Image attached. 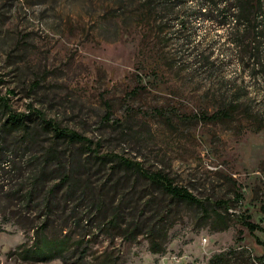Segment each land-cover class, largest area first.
<instances>
[{
	"label": "rangeland",
	"instance_id": "374dc122",
	"mask_svg": "<svg viewBox=\"0 0 264 264\" xmlns=\"http://www.w3.org/2000/svg\"><path fill=\"white\" fill-rule=\"evenodd\" d=\"M142 1L0 0V97L7 106L0 105V264H211L217 254L226 257L215 264H264L256 241H264V230L251 233L243 223L249 217L264 228V120L248 99L234 113V46L223 27L201 17L181 39H201L213 66L182 40L162 35L156 43L166 18H148ZM221 109L230 115L210 118ZM12 113L26 115L28 128L3 127ZM43 120L93 145L56 137ZM107 153L162 171L209 208L227 201L229 226L214 229L215 218L199 207L176 205L160 188L129 179L116 161H101ZM49 190L56 192L46 210ZM139 196L149 208L163 207L158 253L146 230L132 240L106 226L118 205L129 224ZM92 197L105 199L107 209L92 207ZM37 233L65 240L67 252L22 260L19 250Z\"/></svg>",
	"mask_w": 264,
	"mask_h": 264
},
{
	"label": "trees",
	"instance_id": "16d2710c",
	"mask_svg": "<svg viewBox=\"0 0 264 264\" xmlns=\"http://www.w3.org/2000/svg\"><path fill=\"white\" fill-rule=\"evenodd\" d=\"M142 8L147 11L145 14L150 19L161 18L162 20L164 16L166 18L158 25L159 28L156 31L158 41L156 43L162 41L165 36L182 40V45L189 47V50H195L196 55L202 57L203 63L207 66H213L215 62L211 59L212 52L206 53L205 49L198 47L199 43L202 42L201 39L195 38L190 41L186 37L182 39L181 37L184 36L183 34L187 29L189 31L188 26L191 19L197 17L209 19L216 25L223 27L225 29V40L234 46V58L240 65L239 72L234 74V113L242 105H246L248 99V101L256 103L251 108V111H256L264 120V0H192V2H189V0H143ZM161 11L164 13L159 14ZM156 12L159 17L154 15ZM162 35L165 36L162 37ZM160 36L161 38H159ZM210 46L212 47L211 44ZM198 60L201 62V58H198ZM245 75H248L250 81H252L250 87L243 82ZM0 105L7 107L5 99L2 97H0ZM246 110H248V107H246ZM229 115V109H221L213 113L210 118L219 120ZM25 117L26 115L21 113H12L3 124V127L9 130H25L28 128ZM110 117L111 112L108 109L104 118L107 120ZM43 122L47 128L53 130L56 137L64 138L71 143H80L86 147L93 145L90 138L77 131L61 129L49 120H43ZM92 151L95 152V150ZM100 159L104 163L116 161V164L125 169V171L130 172L128 174L129 179L136 176L147 181L150 186L160 188V191L165 196L170 197L171 201L176 205L184 204L199 207L203 214L206 215V218H215L214 222H212L214 229L222 230L229 226L230 217L224 215V213L228 214L229 210L227 201L219 200L213 207L209 208L205 201L199 199L187 188L175 184L169 175L162 171L149 170L142 163L118 154L107 153L101 156ZM32 191L30 190L25 194L24 199L28 202L33 200ZM71 191L69 190L67 194L70 195ZM55 192L56 190H49L43 195L42 203L46 210H51ZM142 199L143 196L135 199V203L131 207L133 210L131 213L132 220H130L129 224L123 226L122 223L126 224L129 219V213L126 215L121 214L122 208L121 205H118L113 209L112 216L106 222V226L118 228L122 235L126 234L132 240H136L146 230L150 236L151 251L158 253L161 249L157 246V239L161 240L166 237V233L158 227L164 220L161 219L163 207L156 205L155 208H149L146 203L142 204ZM89 202L98 211L108 207H105V199L101 197L89 198ZM150 202L151 200H148V204ZM112 203L109 202L108 205ZM222 204H224L225 210L220 212L217 209V205L221 206ZM146 213L151 214L148 216ZM243 223L251 233L256 230H264L260 224L252 222L249 217H245ZM37 235V238H39L32 245L24 244L19 250L18 253L22 260L49 261L67 252L68 244L65 240L42 238L39 233ZM256 241L263 246L264 250V241L258 236H256ZM225 257V254H217L211 258V264H215L217 259Z\"/></svg>",
	"mask_w": 264,
	"mask_h": 264
}]
</instances>
